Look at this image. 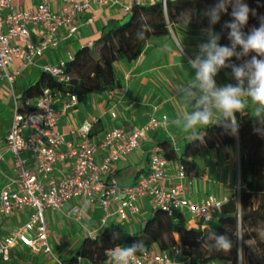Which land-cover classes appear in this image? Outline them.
Listing matches in <instances>:
<instances>
[{
    "label": "crops",
    "instance_id": "0c3cea01",
    "mask_svg": "<svg viewBox=\"0 0 264 264\" xmlns=\"http://www.w3.org/2000/svg\"><path fill=\"white\" fill-rule=\"evenodd\" d=\"M10 1L21 9L33 10L41 0ZM126 4L128 0H121L119 4L92 5L78 14L74 32L68 33L66 27L58 28L57 45L47 48L41 56L35 58L34 63L27 64L17 57L8 63L7 70L17 73L11 86L5 79H0V151L4 152V160L0 162V188L4 185H15L10 155L5 152V135L12 117L13 97L22 98L26 89L42 75L43 65L65 63L79 48L91 46L110 20L120 23L125 21L129 16V11L124 8ZM49 6L54 11H60L62 4L59 0H53ZM29 28L33 41L43 34L37 25L30 24ZM201 29L173 24L169 27L168 34L149 39L135 59L115 61L114 69L120 86L113 90L92 94L85 102L77 101L68 109H63L68 95L55 93L53 104L57 112V128L66 140L77 145V127L84 120L95 119L90 138L96 145L94 159L97 163L101 162L106 151L100 147L99 142L108 129L118 126L130 130L144 124L150 117L157 120V125L140 141L139 147L113 162L109 170L102 174L104 178H114L120 186H131L148 172V152L152 146L159 145L163 148L170 144L179 153L192 138L191 132L183 131L171 121L192 111L191 106L178 97L176 88L186 84L194 76L187 61L198 53L197 45L206 40ZM11 43L23 44L24 41L14 37ZM215 79L218 86L236 83L229 69H221ZM248 104V108L252 110L250 100ZM110 111L115 116H111ZM163 115L166 116L165 120ZM203 128L199 127L196 135L201 137ZM30 163L34 161L30 160ZM179 163L178 159L169 160L165 166L169 177L176 176ZM69 166V160L56 163L52 180L57 181L62 174L67 173ZM238 180V149L226 156L222 149L214 148L193 162L182 181L183 193L191 200H202L208 194L226 199L234 192L233 187ZM137 203L140 207L138 214L129 216L127 220H120L115 214L110 215L104 226L99 224V205L86 203L81 198L67 201L59 210L47 209L44 214L53 255L35 253L28 246L18 243L11 248L8 260L0 258V264H58L56 259L63 264H91L80 257L76 261H70L82 240L87 236L100 234L104 228L115 223L123 225L129 232L137 231L154 208L148 197L138 198ZM74 205L83 207L80 222L71 214L70 210ZM28 211L29 209L14 211L10 216H1L0 237L21 224ZM185 216L187 225L193 226L195 220L188 214ZM216 220L217 218L207 227H214Z\"/></svg>",
    "mask_w": 264,
    "mask_h": 264
},
{
    "label": "built area",
    "instance_id": "2783aa9c",
    "mask_svg": "<svg viewBox=\"0 0 264 264\" xmlns=\"http://www.w3.org/2000/svg\"><path fill=\"white\" fill-rule=\"evenodd\" d=\"M53 0H41L33 10H25L12 4L10 0H0V79L11 86L17 72L7 70L13 58H20L27 64L49 48L57 45L58 28L66 27L68 33L76 30V17L92 5L106 3L119 4L121 0H59L60 11H54L49 4ZM159 2L165 9L167 0H128L124 6L130 11L133 6L150 5ZM30 24L39 26L43 34L36 41L31 39ZM23 39V44H12L11 39ZM64 63L43 65L44 72L58 81H67L69 76L63 70ZM54 95L49 88L34 98L13 97L12 117L5 135V152L10 155L12 171L15 175L14 187L0 188V217L10 216L14 211L29 209L26 219L13 227L7 235L0 237V258L9 259L11 248L18 243L28 246L35 253L53 255L48 239L45 210H59L74 198L86 203H97L100 208V226H104L110 215L120 220L140 212L138 198L148 197L156 208L167 212L174 209L188 214L201 228L207 227L217 218L225 199L208 194L202 200L188 199L183 193L185 178L183 165L179 163L176 176L171 178L165 171L169 160L161 146L154 145L148 152V172L131 186H120L114 178H104L103 173L122 155L139 147L140 141L157 125L150 117L144 124L130 130L114 126L108 129L99 142L106 151L100 163L95 162L96 145L90 138L95 119L84 120L76 129L79 141L74 145L66 140L57 128V112ZM68 101L63 109L77 102L74 94H67ZM111 116H115L110 111ZM165 120L166 116H162ZM4 152L0 151V162ZM33 160L34 163H30ZM69 160L68 172L57 181L52 180L54 166ZM239 190V182H238ZM71 214L81 220L83 207L74 205ZM121 246V245H120ZM112 249V248H111ZM58 264H63L56 259ZM189 259L182 254L179 243L167 250L144 249L138 252L133 264H188ZM102 264H111L109 251Z\"/></svg>",
    "mask_w": 264,
    "mask_h": 264
},
{
    "label": "trees",
    "instance_id": "16d2710c",
    "mask_svg": "<svg viewBox=\"0 0 264 264\" xmlns=\"http://www.w3.org/2000/svg\"><path fill=\"white\" fill-rule=\"evenodd\" d=\"M215 2L167 0L165 9L159 2L133 6L124 23L110 20L91 46L79 48L64 63L63 70L69 76L67 81H58L43 71L40 78L26 89L22 98L37 97L43 89L49 88L53 94H74L77 101L85 102L92 94L113 90L120 86L114 69L115 61L135 59L149 39L168 34L173 24L185 27L180 19L181 12L191 14V23L187 28L207 27L208 17L204 12ZM244 2L257 11V16L250 14L248 24L243 29L247 33L252 27L259 26V17L264 16V0ZM230 13L231 7L227 13L221 14L220 21L214 25V30L221 35V45H230L227 39L229 30L222 27L226 21L231 20ZM144 25L148 28L144 29ZM252 55L255 53L240 60L233 57L230 62L240 64ZM237 119L239 130L236 136L225 133L216 124L205 126L201 137L192 136L179 153L170 144L161 147L168 160H179L185 174L197 158L207 155L211 149H222L226 156H230L235 147L238 149L239 190L224 200L214 227L188 226L182 211L174 209L169 213L154 207L135 232H129L123 225L115 223L104 228L98 235L85 237L70 261L80 257L91 264H102L106 260L107 250L116 245L129 246L142 240L144 249L156 250H167L179 243L189 264H213L217 261L228 264H264V237L260 235V231H264V135L254 131V128L264 129V125L254 119L250 108L237 113ZM195 168L196 165L194 171ZM234 232L242 239H237ZM113 233H118L119 238L113 239ZM213 233L226 234L232 239L230 252H218L213 247Z\"/></svg>",
    "mask_w": 264,
    "mask_h": 264
},
{
    "label": "clouds",
    "instance_id": "9594fccd",
    "mask_svg": "<svg viewBox=\"0 0 264 264\" xmlns=\"http://www.w3.org/2000/svg\"><path fill=\"white\" fill-rule=\"evenodd\" d=\"M231 7V20L223 24L228 29L227 39L230 45H221L220 33L214 30L222 13H227ZM257 16V11L250 8L244 0H216L208 7L204 15L208 17V26L201 29L206 40L197 45L198 53L188 58V65L194 71V76L186 84L176 88L178 97L191 106L190 113L181 114L171 123L191 132L196 138L199 127L220 125L224 132L236 136L239 130L237 113L249 107L251 101L253 117L264 125V16L259 17V26L252 27L247 33L243 31L248 24L249 16ZM180 19L187 28L191 23V14L181 12ZM144 29L148 26L144 25ZM240 51H237V49ZM250 53H255L243 63H231L233 57L240 60ZM221 69H231L235 84L217 85L215 77ZM254 131L264 135V129L254 128ZM237 239L241 236L233 233ZM119 234L113 233V239ZM213 247L218 252L228 253L233 247L232 239L226 234H212ZM111 264H133L138 252L144 251L142 240L129 245H116L109 249Z\"/></svg>",
    "mask_w": 264,
    "mask_h": 264
},
{
    "label": "rangeland",
    "instance_id": "374dc122",
    "mask_svg": "<svg viewBox=\"0 0 264 264\" xmlns=\"http://www.w3.org/2000/svg\"><path fill=\"white\" fill-rule=\"evenodd\" d=\"M127 19H128V18H127ZM127 19H126V20H127ZM126 20H125V21H126ZM125 21H123L122 23H124ZM235 149H236V147L233 149L234 152H235ZM233 191H234L235 193H238V181H237V183L235 182L234 187H233ZM193 226H194V227H198V224H197L196 222H193ZM257 229H259V227H258ZM260 235H261L262 237H264V231H260ZM223 263L228 264L227 262H222V261H217V262H215V263H213V264H223Z\"/></svg>",
    "mask_w": 264,
    "mask_h": 264
}]
</instances>
